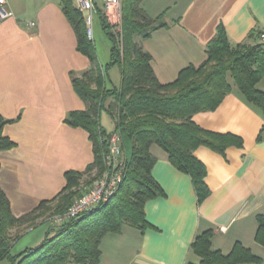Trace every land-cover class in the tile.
I'll return each mask as SVG.
<instances>
[{"label":"crops","instance_id":"crops-1","mask_svg":"<svg viewBox=\"0 0 264 264\" xmlns=\"http://www.w3.org/2000/svg\"><path fill=\"white\" fill-rule=\"evenodd\" d=\"M8 4L14 15L0 19V116L9 120L3 133L15 144L0 151V187L19 217L55 198L67 184L68 171H85L95 160L89 132L66 122L71 111L87 108L73 79L92 62L78 49L63 0ZM142 6L153 17L163 14L166 23L143 40L162 83L207 59V44L220 24L233 44L260 41L252 34L264 30V0H143ZM258 87L264 91V78ZM194 120L207 130L239 135L243 146L225 153L204 145L195 150L207 167L211 189L199 202L191 176L153 145L157 160L152 173L164 194L146 203L151 225L142 231L126 224L121 233L106 234L98 264L199 261L191 244L211 228L214 246L224 253L241 241L263 255L264 246L255 240L257 215L264 214L263 110L235 89L215 110L198 112Z\"/></svg>","mask_w":264,"mask_h":264},{"label":"trees","instance_id":"trees-1","mask_svg":"<svg viewBox=\"0 0 264 264\" xmlns=\"http://www.w3.org/2000/svg\"><path fill=\"white\" fill-rule=\"evenodd\" d=\"M143 0H122L121 31L99 10L103 30L112 42L110 60L102 64L95 39L87 33L85 15L63 0V10L78 37V49L87 55L92 67L73 79V84L86 102L85 110L71 111L66 122L82 127L90 134L95 160L85 171L66 173L67 184L53 199L15 216L11 203L0 187V262L10 264H98L102 258V241L108 233H121L126 224L144 231L151 224L146 218V203L164 190L152 173L157 160L152 146H160L180 171L191 176L199 202L211 189L206 182L207 167L195 150L207 146L225 153L231 146H243V139L234 133L207 130L194 120L202 111L215 110L224 98L237 89L251 104L264 112V91L258 83L264 78V43L243 41L233 44L226 28L220 24L215 37L207 44V59L201 65L183 68L177 79L162 83L152 66V56L143 47V40L165 26L163 14L153 17L142 6ZM257 38L259 33H253ZM118 66L119 85L112 82L110 72ZM111 82V85H109ZM112 118L115 130L122 136L126 163L125 177L118 192L106 203L57 225L54 216L65 212L82 195L87 186L106 168L111 131L102 123V112ZM9 122L0 116V151L14 142L3 133ZM263 134L259 136L261 140ZM255 240L264 246V214L257 215ZM49 222L45 238L36 246L17 254L15 242L23 233ZM16 229L15 234L11 230ZM215 232H200L191 244L199 261L185 264H244L263 262V257L237 241L224 253L213 244Z\"/></svg>","mask_w":264,"mask_h":264},{"label":"built area","instance_id":"built-area-1","mask_svg":"<svg viewBox=\"0 0 264 264\" xmlns=\"http://www.w3.org/2000/svg\"><path fill=\"white\" fill-rule=\"evenodd\" d=\"M73 4L85 15L87 33L94 39V19L99 10L108 17L114 13L120 14L122 0H73ZM14 15L8 0H0V19L4 20ZM259 39L264 43V30L259 33ZM122 136L113 130L109 137V150L106 155V168L89 185L82 195L77 197L63 213L54 216V222L63 224L109 201L119 190L125 177V159L122 147Z\"/></svg>","mask_w":264,"mask_h":264},{"label":"rangeland","instance_id":"rangeland-1","mask_svg":"<svg viewBox=\"0 0 264 264\" xmlns=\"http://www.w3.org/2000/svg\"><path fill=\"white\" fill-rule=\"evenodd\" d=\"M109 21L115 25V32L118 33L121 31V24H122V5L119 16L112 13L111 17H108ZM94 39L97 46L98 51V57L102 64H106L110 60V52H111V46L112 42L106 35V33L103 30L101 18L98 14H96L94 19ZM111 80L115 83L120 82V70L118 66H115L114 69L111 72ZM109 85H111V82H109ZM102 123L107 128V130L110 131V129L113 127V120L109 116V114L106 111L102 112ZM92 182V181H91ZM90 184V183H89ZM88 184V185H89ZM84 186V190H85ZM60 225V224H57ZM50 223L49 222H43L34 228L28 230L27 232L23 233L22 236L15 242L12 248V253L17 254L19 252H22L24 249L28 247H33L38 245L46 235L47 230H49ZM16 229L11 230V234H15ZM263 262L260 264H264V253L263 255ZM0 264H10L8 260H3L0 262Z\"/></svg>","mask_w":264,"mask_h":264}]
</instances>
